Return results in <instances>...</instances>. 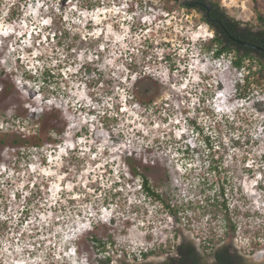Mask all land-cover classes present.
<instances>
[{
	"label": "rangeland",
	"instance_id": "1",
	"mask_svg": "<svg viewBox=\"0 0 264 264\" xmlns=\"http://www.w3.org/2000/svg\"><path fill=\"white\" fill-rule=\"evenodd\" d=\"M181 1L0 0V138L51 106L67 125L52 150L0 144V264L151 263L212 236L264 256V79L256 61L206 50L213 30ZM214 1L264 18V0Z\"/></svg>",
	"mask_w": 264,
	"mask_h": 264
},
{
	"label": "trees",
	"instance_id": "2",
	"mask_svg": "<svg viewBox=\"0 0 264 264\" xmlns=\"http://www.w3.org/2000/svg\"><path fill=\"white\" fill-rule=\"evenodd\" d=\"M65 2L66 0H59ZM177 1L178 0H174ZM180 6L195 9L202 14V22L208 25L211 30H213L214 35L209 39V45L206 46V50H211L215 56H220L224 53L233 52L232 63L235 67H243V64L246 60L256 61L259 65L257 71L253 74H256V77L264 79V52L252 49L248 46L241 44L235 39L246 41L252 44H256L264 47V18L259 16L260 25L252 26L246 22L235 19L231 17L226 12L225 7L221 6L218 2L214 0H182ZM64 39L68 37V32L63 30L59 36ZM44 73L49 74L48 71ZM249 73V71H248ZM148 77L149 75H144ZM140 78V77H139ZM150 80L153 78L148 77ZM46 80V79H45ZM132 98L139 99L140 102L149 104L154 102L155 95H143L141 96L139 92L135 89L131 91ZM14 109V117L22 116L20 111ZM67 128L66 124H63L61 115L56 106H51L48 108H42L41 112L37 116L36 127L33 130H29L27 133H22L17 129H10L8 132L2 134L0 138L1 145H7L11 148H22L24 150L30 149H46L52 150L57 146L61 139L60 137L65 133ZM208 147V154L210 157L214 155L216 150H212V146ZM131 160H127V167L129 173L134 176H139L141 183V189L143 193L150 197L154 201L161 202L170 209V205L165 201L162 193L156 190L150 183L148 177L141 173L140 170H146V165H133ZM208 169L210 171L217 169L215 161L210 160L208 162ZM206 183V181H205ZM224 183L222 180L218 185V191L220 196L224 193ZM213 183L208 184L212 188ZM211 203L209 206L213 207L215 210L219 208L220 211L224 210L225 213H228V207L224 198L219 200L217 198L207 199ZM172 210V209H171ZM174 212H178L174 210ZM217 212V211H213ZM218 214L214 213L213 218H217ZM229 223H226L225 228H229L231 232L236 230V226L227 219ZM227 232V231H226ZM215 234V233H214ZM228 233L220 234L227 235ZM216 235V234H215ZM206 244L202 245V252L204 255L209 258L215 256L218 260V264H264L262 262H251L244 255L238 254L237 252L229 253L228 246L225 244H219L223 239L217 238L214 236L208 237L206 239ZM215 241L213 244L212 242ZM104 243L101 244V249L104 251ZM178 257L171 256L170 260L167 261V264H202L199 262L197 256L198 252L194 246V243L191 241H183L176 246ZM145 255V254H144ZM146 256V255H145ZM113 258L110 255L104 256V259H99L97 264H154L149 262H137L129 261L126 259L118 260L117 263H112ZM111 262V263H110Z\"/></svg>",
	"mask_w": 264,
	"mask_h": 264
},
{
	"label": "flooded vegetation",
	"instance_id": "3",
	"mask_svg": "<svg viewBox=\"0 0 264 264\" xmlns=\"http://www.w3.org/2000/svg\"><path fill=\"white\" fill-rule=\"evenodd\" d=\"M221 244H225V245L228 246V252L229 253L237 252L238 254H241V255H244L245 257H247L248 260L251 261V262H255V263L262 262V263H264V256L262 258H258L260 251H257V249H254V251H252L251 253L249 252V254H245V253L240 252L237 249H234L231 245H228L224 240H222L216 246L219 247V245H221ZM194 246L197 249V252H198L197 258H198L200 263H202V264H218V260H217V258L215 256H211V257L207 258L204 255V253L202 252V249L198 247L197 243H194ZM263 255H264V253H263ZM171 256L178 257L177 248H176V253L167 254L162 259L155 258V259H153V262H151V263H154V264H167L166 262L170 260ZM149 263H150V261H149Z\"/></svg>",
	"mask_w": 264,
	"mask_h": 264
},
{
	"label": "water",
	"instance_id": "4",
	"mask_svg": "<svg viewBox=\"0 0 264 264\" xmlns=\"http://www.w3.org/2000/svg\"><path fill=\"white\" fill-rule=\"evenodd\" d=\"M236 41L240 42L241 44L245 45V46H248L252 49H256L258 51H261V52H264V47L262 46H259V45H256V44H252V43H249V42H246V41H242V40H239V39H235Z\"/></svg>",
	"mask_w": 264,
	"mask_h": 264
}]
</instances>
